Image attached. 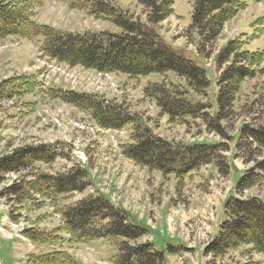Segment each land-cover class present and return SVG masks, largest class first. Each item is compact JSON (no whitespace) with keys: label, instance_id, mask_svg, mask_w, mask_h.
I'll return each mask as SVG.
<instances>
[{"label":"rangeland","instance_id":"374dc122","mask_svg":"<svg viewBox=\"0 0 264 264\" xmlns=\"http://www.w3.org/2000/svg\"><path fill=\"white\" fill-rule=\"evenodd\" d=\"M65 1L45 0L37 8L35 20L79 33L120 31L107 20L70 9ZM108 1L126 15L146 22L149 8L138 0ZM191 13V0H175L174 13L155 28L163 43L206 71L210 85L204 92L187 89L186 80L171 71L140 77L102 73L55 61L41 53V41L12 36L0 39V158L19 147L42 144H51L66 155L51 163H35L27 170L0 173V264H46L43 259L62 253L77 264H114L119 253L114 242L96 238L71 243L57 212L98 194L126 210L130 222L147 230L128 243H152L164 253L165 264H264V254L251 251V246L223 256L206 253L226 219L229 198L264 199V179L237 190L242 175L264 161V149L243 132L245 127L264 129V63L256 67L259 73L255 77L240 86L234 108L224 118L214 119L219 112L218 81L230 64L218 69V54L234 39L242 41L241 50H264V0H248L217 40L201 49L202 38L190 28ZM26 80L37 82L38 87L26 90L22 86ZM157 83L174 99L183 100L179 90H188L191 102L187 105L197 110V116L170 120L161 115L155 97L146 92ZM13 84L17 88L10 94ZM51 88L96 95L109 113L129 117L132 122L119 129L102 128L88 111L51 98ZM144 128L180 149L181 161L173 171L151 170L123 154V146L133 142V132ZM205 157L211 158L206 161ZM75 168H87L91 184L82 192L59 196L54 204L32 191L28 198L19 199L8 189L24 179L35 183L40 173L59 174ZM25 230L49 238L34 242ZM122 240L117 238V242Z\"/></svg>","mask_w":264,"mask_h":264},{"label":"trees","instance_id":"16d2710c","mask_svg":"<svg viewBox=\"0 0 264 264\" xmlns=\"http://www.w3.org/2000/svg\"><path fill=\"white\" fill-rule=\"evenodd\" d=\"M45 0H0V39L17 37L24 40L41 41V53L68 66H81L102 73H124L131 77L146 76L151 73L174 72L184 78L188 88L204 92L210 85L206 71L161 41L155 25L174 13L175 0H138L148 7L146 22L128 16L108 0H66L70 9L84 11L96 19L107 20L120 29L119 32L65 31L35 20L37 8ZM192 13L190 28L195 30L203 42L213 43L225 24L235 18L246 6L248 0H191ZM259 2L262 0H249ZM242 41L231 40L217 57V67L230 63L222 71L217 95L218 114L221 119L229 109L234 108L240 86L246 79L255 77L256 67L264 63L263 51L241 50ZM28 91L38 87V83L23 81ZM17 86L8 89L11 94ZM181 91L183 100L172 98L164 86L155 84L146 92L156 99L161 115L175 120L183 115L197 116V110L187 105L191 102L188 90ZM49 96L71 104L82 111H88L102 128H122L131 123L129 117L109 113L102 100L96 95L79 93L62 88H51ZM215 128L217 122L215 121ZM137 130V129H136ZM243 132L264 149V129H247ZM133 142L122 148L125 156L138 165L151 170L168 173L174 170L180 159L179 148L161 138L149 128L133 132ZM58 156H66L53 145H30L19 147L0 158V173L19 172L31 168L35 163H51ZM211 157H205L206 161ZM197 160V159H196ZM204 160V158H203ZM195 164V162H194ZM258 168L259 171H255ZM181 172V171H177ZM87 168H75L69 172L52 174L40 173L35 183L21 180L8 189L19 199L28 198L30 192L55 199L71 192H82L91 183ZM264 179V161L237 183V190L251 188ZM62 216V229L70 235V242L106 238L116 244L119 253L114 264H165L164 253L154 248L150 242L130 244L147 230L129 221V214L123 208L114 206L102 194L84 197L74 204L57 209ZM226 219L222 223L218 237L206 248L207 254L223 256L241 246H251L250 250L264 254V199L253 197L240 199L231 197L225 203ZM25 235L34 242H45L49 237L43 233L25 230ZM117 238H123L117 242ZM46 264H77L76 260L62 254H53L43 259Z\"/></svg>","mask_w":264,"mask_h":264}]
</instances>
